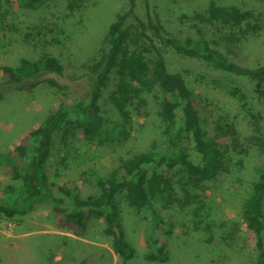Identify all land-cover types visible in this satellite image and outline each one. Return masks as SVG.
<instances>
[{"label": "rangeland", "instance_id": "374dc122", "mask_svg": "<svg viewBox=\"0 0 264 264\" xmlns=\"http://www.w3.org/2000/svg\"><path fill=\"white\" fill-rule=\"evenodd\" d=\"M19 1L10 0L0 6V81L4 79L2 66L17 64L21 58L38 60L45 55L61 59L68 78L84 76L86 66L102 52L109 25L127 7V0H51L37 9H28L20 6ZM211 2L264 14V0H138L137 11L142 19L147 21L150 16L163 27L164 34L178 39L196 33V26L212 37L236 30L217 23H200L195 18L197 14H204ZM155 45L166 57L168 68L182 73L197 95L206 130L215 132L216 126L231 125L237 132L238 142L236 151L229 147L226 170L203 189L191 190L189 201L185 203V196L178 195L170 205L157 204V212L164 219L162 224L137 215L124 194L119 196L123 231L134 250L133 260L125 264H255V238L244 223L243 205L257 180L258 168L264 166L261 144L264 99L256 93L255 82L243 78L229 80L207 63L183 57L159 40H155ZM231 59L250 66L263 64L264 30L246 39ZM115 83L113 76L102 93L100 105L104 115L117 121L121 120L120 115L110 101ZM234 89L238 90L234 92ZM159 94L156 91L141 95L146 110L139 113L132 108L133 125L129 128L128 139L123 142L101 146L85 141L73 130L65 137L57 134L46 163L44 195L51 191L53 195H60L55 186L63 185L76 190L82 198L98 196L100 189L92 182L95 176L106 178L121 160L153 150L154 145L162 150L165 138L158 117L156 97ZM74 101L73 96H65L47 84L31 91L7 94L0 100V151H11L48 114ZM255 122L259 123V131ZM224 143L230 145L231 141ZM4 164L0 159V205H11V199L18 197L19 191H11L10 187L20 185V181L14 180L12 173L4 172ZM177 178L178 175L175 181ZM66 200L63 206L71 211L73 206L69 199ZM41 201L35 204L41 210H28L14 219H0L4 226L0 231V264H40L39 253L25 249L17 236L20 226L32 231L37 228L49 231L57 225L52 199L46 197ZM103 222L90 217L85 235L106 243L109 237H99L98 232L104 227ZM57 228L62 230L58 225ZM66 233L80 235L75 228ZM47 239L52 249L59 243L53 237ZM156 240H162L168 249L169 260L165 263L144 259L149 252L157 251L160 245ZM96 250H89L80 258L84 264H113L107 251L95 254ZM119 261L117 264H122Z\"/></svg>", "mask_w": 264, "mask_h": 264}, {"label": "trees", "instance_id": "16d2710c", "mask_svg": "<svg viewBox=\"0 0 264 264\" xmlns=\"http://www.w3.org/2000/svg\"><path fill=\"white\" fill-rule=\"evenodd\" d=\"M50 1L20 0L19 5L37 9ZM9 2L0 0V6ZM146 7L149 10L148 3ZM137 9L138 0H127L126 10L108 27L100 56L86 66L84 76L68 78L61 59L45 55L38 60L21 58L17 64L2 66L4 79L0 81V100L10 92L31 91L42 84L75 98L70 105H61L48 114L11 151H0V159L5 161L4 172L12 173L14 180L20 181V185L10 187L11 191H19L18 197L11 199V205H0V219H14L49 197L61 229L72 231L75 228L81 234L90 217L104 219L103 233L111 237L112 249L125 261L133 258L134 250L123 231L119 196L124 194L137 215L162 224L164 219L157 212V204L170 205L178 195L185 196V203L189 201L191 190L203 189L226 170L229 147L236 151L238 142L237 132L231 125L216 126L215 132L206 130L197 95L182 73L168 68L167 59L155 40L183 57L207 63L229 80L243 78L255 82L256 93L264 99V63L250 66L231 59L246 39L264 30L263 13L211 2L206 12L195 18L200 23H217L236 30L212 37L196 26V33L178 39L164 34L163 27L150 16L147 21L142 19ZM113 76L116 83L110 101L120 115L121 120L117 121L104 115L100 105L102 93ZM156 91L160 93L156 99L165 138L162 150L154 145L153 150L121 160L106 178L95 176L92 182L100 189L98 196L82 198L76 190L63 185L55 186L59 197L53 195L54 191L44 195L46 163L57 134L65 137L73 130L85 141L101 146L123 142L128 139L133 125L132 108L139 113L145 111L146 102L141 101V95ZM255 128L260 130L258 122ZM226 140L231 144H225ZM261 144L264 147V135ZM177 175L179 178L175 181ZM83 177L86 179L85 174ZM65 197L73 206L71 211L63 206L67 203ZM243 208L244 223L255 238V264H264V166L258 168L257 180ZM212 240L210 237L209 241ZM156 243L160 246L156 252H149L147 259L167 262L168 249L162 240ZM47 264H54L52 253L47 257Z\"/></svg>", "mask_w": 264, "mask_h": 264}, {"label": "crops", "instance_id": "0c3cea01", "mask_svg": "<svg viewBox=\"0 0 264 264\" xmlns=\"http://www.w3.org/2000/svg\"><path fill=\"white\" fill-rule=\"evenodd\" d=\"M36 129V128H35ZM21 141V140H20ZM42 202V201H40ZM34 209V210H33ZM33 211L41 210L39 206L35 205ZM103 221L104 219H100ZM104 225V222H103ZM103 228H99V237L105 235L103 233ZM88 230V224L86 226V229L83 231L84 233L80 235L76 234H68L70 230L63 231L57 228V225L55 224V227L52 228V230L46 231V229L37 228V230H30L25 229V227H21L18 229V240L19 242H22L21 244L24 246L25 249H28L29 251L35 250L39 253L40 257V264H47V257L49 254L54 255V264H84L85 261L81 260L83 256L88 254L89 250L92 251V249H98L95 251L96 253H101V251H107L112 259L113 264H117L119 261L122 262V264H125L126 261L119 255L112 250L111 247V239L110 237L107 238L106 243L105 242H99L95 239H90L87 235H85V232ZM31 232L33 234L31 236ZM76 235V236H75ZM38 236V238L36 237ZM41 237V240L39 239ZM49 237H53L54 239H58L59 243H55L56 246L54 249H52L50 246V240L47 239ZM108 237V236H107ZM21 240V241H20ZM39 240V241H36ZM69 240V242H68ZM110 243V244H109ZM145 260L149 262H155L150 261L146 257H144ZM133 259L127 260L128 262H131ZM160 262V261H158ZM165 263V262H162Z\"/></svg>", "mask_w": 264, "mask_h": 264}, {"label": "built area", "instance_id": "2783aa9c", "mask_svg": "<svg viewBox=\"0 0 264 264\" xmlns=\"http://www.w3.org/2000/svg\"><path fill=\"white\" fill-rule=\"evenodd\" d=\"M4 229V226L2 225V223H0V231H2Z\"/></svg>", "mask_w": 264, "mask_h": 264}]
</instances>
